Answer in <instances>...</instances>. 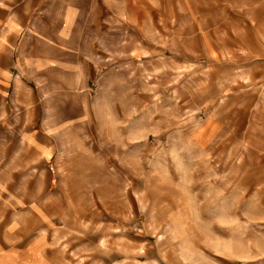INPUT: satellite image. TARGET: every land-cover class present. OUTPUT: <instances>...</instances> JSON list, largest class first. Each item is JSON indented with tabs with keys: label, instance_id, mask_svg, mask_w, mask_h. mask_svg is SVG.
Wrapping results in <instances>:
<instances>
[{
	"label": "rangeland",
	"instance_id": "rangeland-1",
	"mask_svg": "<svg viewBox=\"0 0 264 264\" xmlns=\"http://www.w3.org/2000/svg\"><path fill=\"white\" fill-rule=\"evenodd\" d=\"M144 1L146 19L130 17L125 33L153 50L126 59L159 70L127 64L125 100L93 104L84 125L92 135L65 128L54 136L60 208L48 173L39 171L34 188L46 197L45 224L25 214L28 182L13 170L26 164L0 150V264H264V0ZM31 28L53 35L52 25ZM170 61L175 83L193 93L174 105L177 117L158 119L164 96L143 95L141 78L165 79ZM41 106L48 118L38 124L69 120L54 118L57 107L68 115L69 104ZM2 130L0 144L22 142ZM86 143L93 160L82 153ZM40 164L50 170L53 161Z\"/></svg>",
	"mask_w": 264,
	"mask_h": 264
},
{
	"label": "crops",
	"instance_id": "crops-1",
	"mask_svg": "<svg viewBox=\"0 0 264 264\" xmlns=\"http://www.w3.org/2000/svg\"><path fill=\"white\" fill-rule=\"evenodd\" d=\"M147 2L149 1L0 0V127L3 129L1 133L22 136V142L0 144V150H10L9 157L26 164L20 171L17 167L13 171L23 175L28 182V186L22 189L21 196L22 202L26 204L25 214H35L39 223L45 224L48 213L45 195L41 194V190L34 189L40 182L39 171L48 173V183L54 184V208L59 206L61 200V174L58 170L61 165V144L55 141L54 136L65 128L76 136L92 135L93 129H87L84 125L91 123L93 119V104H121L125 100L126 75L133 71L130 68L126 70L125 66H139V70L141 66L143 70L151 69V72L156 68V63L152 60L143 68L144 63L133 58L126 59L127 54L143 55L153 50L150 42L142 43L138 39L141 38L140 35L136 39L131 33H125V24L130 21V17L146 19L147 12L145 9L143 12V8ZM150 4L152 5V1ZM151 5L150 13L157 20V4L153 2V8ZM34 21L52 25L53 35L36 33L31 28ZM32 38L40 45L32 43ZM133 40H136L135 45ZM115 54L118 58L114 57ZM167 68L165 79L154 78L157 81L147 84L141 78L140 83L145 96H151L158 90V94H163L165 105L161 106L160 114L166 117L160 116L158 119L166 120L177 117L174 115V105L177 102H189L193 93L186 90V84L180 82L182 79L175 83L173 61ZM158 81H161L159 88H154ZM129 87L132 89L133 86ZM42 101L69 104L68 115L62 116V107H57L58 114L54 116L58 120H69L62 121L63 123L56 121L53 125L46 121V124H38V119L48 118L41 106ZM34 102L37 105L33 106ZM122 111L120 108L119 112ZM123 118L124 114L119 115L118 121H124ZM122 131L124 134L123 127L119 133ZM150 132L147 128L139 131L141 135ZM105 134H114V128L109 126ZM105 139L109 143V138L104 137L103 140ZM83 146L86 149L82 153H87L84 157L93 160L90 146L87 143ZM83 146L78 145L76 150L72 146L71 150H75V155L80 157L83 154L79 151H83ZM51 159L53 166L50 170L41 168V162ZM57 187L59 189L56 193Z\"/></svg>",
	"mask_w": 264,
	"mask_h": 264
}]
</instances>
